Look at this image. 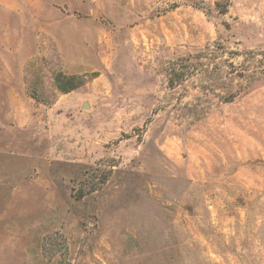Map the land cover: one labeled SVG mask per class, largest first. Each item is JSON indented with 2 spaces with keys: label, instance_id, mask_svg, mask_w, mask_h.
<instances>
[{
  "label": "rangeland",
  "instance_id": "374dc122",
  "mask_svg": "<svg viewBox=\"0 0 264 264\" xmlns=\"http://www.w3.org/2000/svg\"><path fill=\"white\" fill-rule=\"evenodd\" d=\"M0 264H264V0H0Z\"/></svg>",
  "mask_w": 264,
  "mask_h": 264
},
{
  "label": "trees",
  "instance_id": "16d2710c",
  "mask_svg": "<svg viewBox=\"0 0 264 264\" xmlns=\"http://www.w3.org/2000/svg\"><path fill=\"white\" fill-rule=\"evenodd\" d=\"M189 60L190 58H182L180 61H173L172 65L170 66V71H169L170 81L172 84L176 82H180L186 78L187 72H186L185 66L188 65L187 62ZM57 83H58L59 88L64 92H68L72 90L73 88H75L76 86H78L77 83H75L72 86L65 85L64 83H62V80L60 77H57Z\"/></svg>",
  "mask_w": 264,
  "mask_h": 264
},
{
  "label": "water",
  "instance_id": "95a60500",
  "mask_svg": "<svg viewBox=\"0 0 264 264\" xmlns=\"http://www.w3.org/2000/svg\"><path fill=\"white\" fill-rule=\"evenodd\" d=\"M85 107H87V105H85Z\"/></svg>",
  "mask_w": 264,
  "mask_h": 264
}]
</instances>
